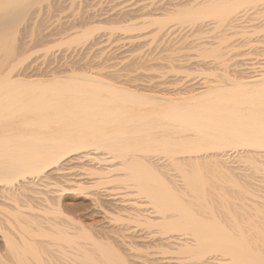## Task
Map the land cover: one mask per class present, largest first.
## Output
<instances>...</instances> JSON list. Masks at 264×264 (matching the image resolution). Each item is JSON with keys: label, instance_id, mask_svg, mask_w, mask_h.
<instances>
[{"label": "bare ground", "instance_id": "obj_1", "mask_svg": "<svg viewBox=\"0 0 264 264\" xmlns=\"http://www.w3.org/2000/svg\"><path fill=\"white\" fill-rule=\"evenodd\" d=\"M63 1L0 0V264H264V0H78L72 24L49 16ZM101 28L149 41L127 65L162 60L163 80L50 68L79 62ZM35 41L64 53L38 66ZM67 190L90 217L117 212L116 237L67 213ZM140 228L161 255L137 263Z\"/></svg>", "mask_w": 264, "mask_h": 264}, {"label": "rangeland", "instance_id": "obj_2", "mask_svg": "<svg viewBox=\"0 0 264 264\" xmlns=\"http://www.w3.org/2000/svg\"><path fill=\"white\" fill-rule=\"evenodd\" d=\"M65 1H66V7L64 8L63 6H65V4L63 5V3H65ZM65 1H63V2H61L60 3V6H61V4H62V6L60 7V8H54L55 9V11H54V9H53V11H51L50 12V14H49V16H51V17H53L54 19H55V17H56V21H57V19L58 18H60L61 19V21L62 22H64V21H71V24L73 23V21H75L77 18L76 17H78L77 16V13L79 14L80 12L82 13L84 10H86V9H88V7L90 6L89 4L90 3H88V6H87V8L86 7H83V6H85V4H83L84 2H82V3H80L78 0H65ZM92 1V0H91ZM93 1H95L93 4H95V5H91V7H92V9H97L96 7H98V9H101V10H109V9H111L112 7H116V4H117V6H119L118 5V3L120 4V5H125V4H133L134 2H135V0H93ZM146 1H148V0H146ZM73 2V3H72ZM75 2V3H74ZM78 3H79V5H78ZM141 3V2H140ZM45 4H46V2H44V4H42L41 6H40V8L39 9H37L38 10V12L40 13L39 15L41 16L42 14H44V12H45ZM82 4V5H81ZM81 5V6H80ZM135 5V4H134ZM71 6V7H70ZM93 6H95V8L93 7ZM62 7L64 8V9H62ZM82 7H83V9H82ZM91 7L89 8V9H91ZM52 9V8H51ZM50 9V10H51ZM62 11H61V10ZM79 9L81 10L80 12H79ZM58 10V11H57ZM60 10V11H59ZM57 11V12H56ZM43 12V13H42ZM58 12H60V14L58 13ZM65 13V14H64ZM59 14V15H58ZM64 15V16H62L61 17V15ZM71 16L70 18H68L69 16ZM54 15V16H53ZM76 15V16H75ZM48 16V20H50L49 22H52V21H54V23L56 22L54 19H52L51 17H49ZM57 16H58V18H57ZM76 18L75 20H73L74 18ZM50 18V19H49ZM63 18V19H62ZM65 18V19H64ZM68 18V19H67ZM69 19H71V20H69ZM52 20V21H51ZM64 23H66V22H64ZM74 24H77L78 25V23H74ZM80 28L78 27L77 29L75 28V30H79ZM105 28H101L99 31H100V33H99V35H98V37H99V39L98 38H96V39H98V40H96V42L95 41H93V43L92 44H94V42H95V44H96V46H95V44H94V46H92L91 44H90V49L91 50H87L88 52H87V56L85 57V56H83L82 57V59L80 60L79 59V62H77V63H70L69 61H71V59L69 58V56L67 57V58H69V59H67V58H64V60H62V56H63V54H62V56L60 57V53L58 52V51H60V52H63L64 50L62 49L61 50V48H63V45H56V46H51V48H49L47 51H46V47H45V45L43 44V43H40V42H36V43H34V46H32V45H30V46H32V54H31V59H34V61H35V63L38 65V66H40V65H42L43 66V62H44V60H46L45 58H44V56L46 55V54H52V55H54V57H56L55 55H56V53H59V54H57V58L56 59H60L59 61L61 62V63H63L62 64V66L64 65V67H62L61 66V64H60V66H59V62L57 61V60H55V62H54V60L53 61H49V62H47V63H49L50 65H51V67H50V65L48 64V66L50 67V68H52L53 66L54 67H57L56 65H58V68H60L61 67V69L63 68V69H65V67L67 66V67H69V65H73L74 64V67L76 68V69H78V70H81V71H87V69L90 67V72L93 70V71H96L97 72V70H99L100 68L101 69H103L102 71H105V72H109L110 70H112L111 72H116L117 74H121V73H123L124 71V74L126 75H128V78L127 79H129V76L131 75V79H133L132 78V76H136L135 77V79L132 81L131 80V82L133 83V84H140V85H143L144 83H146L147 85L148 84H150L151 82V84H152V86L154 85V86H156L157 84H159V80H163V79H161V78H163L162 77V73L160 74L157 70H160V72H162L164 69L161 67L162 66V60H155L154 61V63L155 62H159V63H157L158 64V66H157V64L156 65H153V67L151 68H149L147 71L148 72H146V70L145 69H143V68H145L146 66H142L141 68H140V66L139 65H133V64H128L127 65V63L128 62H131V56H133L134 58H135V55L137 56L141 51H145V50H148V49H150L149 48V46L151 45L150 43H148L149 41H147L146 43L143 41V40H145V39H143L142 37V41H143V43H145V44H143L142 43V41H141V38L137 41L135 38H131L130 37V35H128V34H130V32L129 33H127V35H123V33H121V32H123V31H121V30H115L113 33H112V35L113 36H111L110 35V31L108 30V29H105ZM103 31H106V32H103ZM103 32V33H102ZM97 33H98V31H97ZM96 33V34H97ZM103 34H105V35H103ZM118 34V35H117ZM123 36H122V35ZM124 34H126V33H124ZM132 34V33H131ZM107 36H111L110 38H109V40H108V37ZM116 36V37H115ZM120 36V37H119ZM129 37V38H126V37ZM58 37V35L57 36H52V37H50V39H56ZM96 37H97V35H96ZM115 37V38H114ZM123 37V38H122ZM28 39H29V37H27ZM122 38V39H121ZM146 38V37H145ZM105 39H107V40H105ZM111 40H112V42H111ZM130 40V41H129ZM131 40H133V41H131ZM98 41V42H97ZM99 41H100V43H99ZM140 41V42H139ZM139 42V43H138ZM87 43H89V42H87ZM99 43V44H98ZM150 44L149 46H148V44ZM43 44V45H42ZM52 44H54V42H51V44H48V45H52ZM162 44V43H161ZM87 45H89V44H87ZM107 45V46H106ZM114 45H116V46H114ZM118 45V46H117ZM146 45V46H145ZM100 46V47H99ZM162 46V45H161ZM117 47V48H116ZM151 47V46H150ZM60 49V50H57V49ZM88 48V49H89ZM97 48V49H96ZM103 48V49H102ZM115 49H117L118 51H116ZM159 49V51L158 52H160L161 50L160 49H162L161 47H159L158 48ZM240 49H242V48H240ZM239 49V50H240ZM243 49H244V47H243ZM242 49V50H243ZM98 50H100V51H98ZM102 50H104V51H102ZM106 50V51H105ZM111 51V52H110ZM139 51V52H138ZM188 51V50H187ZM109 52V54L110 55H107V53ZM137 52V53H136ZM188 52H192V51H188ZM53 53H55V54H53ZM64 53V52H63ZM117 53V54H116ZM161 53H162V51H161ZM50 54V55H51ZM112 54L114 55V56H112ZM60 58H59V57ZM251 56H253L252 58H254L255 59V55L254 54H251V55H249V57H251ZM259 57L261 58V56L259 55V56H257L256 55V59L258 58L259 59ZM130 58V59H129ZM134 58H132V60L134 59ZM68 61H66V60ZM43 61V62H42ZM161 61V62H160ZM56 62H57V64H56ZM86 62V63H85ZM126 62V63H125ZM39 63H40V65H39ZM47 63H45V65L47 64ZM53 63H54V65H53ZM67 64V65H66ZM155 66V67H154ZM157 66V67H156ZM255 66H257V64L255 65ZM66 67V68H67ZM112 68V69H111ZM113 68H116V71H115V69L113 70ZM160 68V69H159ZM52 69H55V68H52ZM101 69L99 70V73H102L101 72ZM120 69H121V73H119L120 72ZM123 69H125V70H123ZM127 69V70H126ZM147 69V68H146ZM156 69V70H155ZM119 70V72H117ZM129 70H131V72H129ZM154 72H153V71ZM127 71H128V73H127ZM133 71V72H132ZM152 71V72H151ZM189 71H190V73H189ZM88 72V71H87ZM140 72V73H139ZM144 72V73H143ZM158 72V74H156ZM142 73V74H141ZM147 73V74H146ZM151 73V74H150ZM153 73V74H152ZM187 73L188 74H191V75H189V76H186V78L185 79H187V78H189V79H194L195 77L194 76H196L197 78H198V80H200L201 79V75L199 76V74H200V71L198 72L197 70H195V69H193V70H188L187 71ZM124 74L122 75L123 77H124ZM132 74H134V75H132ZM140 74H141V77L142 76H144V75H146V76H144V77H140V79H142L141 81H140V79H139V76H140ZM150 74V75H149ZM155 74H156V76H155ZM181 74V73H180ZM184 74H186V72L185 73H183V75ZM148 75V76H147ZM155 76V77H153V76ZM151 76V77H150ZM149 77V78H148ZM158 77V78H157ZM191 77V78H190ZM121 78V77H120ZM126 78V77H125ZM124 78V79H125ZM138 78V79H137ZM151 78V79H150ZM196 78V79H197ZM200 78V79H199ZM123 79V78H122ZM146 79V80H145ZM196 79H194V80H196ZM143 80H144V82H143ZM158 80V83L156 84L155 82H153V81H157ZM137 81V82H136ZM130 82V83H131ZM136 82V83H135ZM141 82V83H140ZM143 82V83H142ZM153 83H155V84H153ZM145 84V85H146ZM150 84V85H151ZM161 84V83H160ZM162 86V85H161ZM161 86H159V87H161ZM157 89H158V86L156 87ZM159 89H162V87L161 88H159ZM79 163V162H78ZM77 163V164H78ZM82 163V164H81ZM80 163V165L79 166H76L77 164H75V165H72V167H70V169H69V171L70 172H72L73 174H75V173H77L76 171L78 170V173L80 174V176L81 177H83L82 175V173L81 172H85V166L87 167L88 165H86V164H84L83 162H81ZM83 164H84V166H83ZM81 165L83 166L82 167V169H81ZM74 167H76V168H78V169H74ZM73 169V170H72ZM81 170V172H79ZM77 177H79V176H77ZM77 179H79V178H77ZM81 179V178H80ZM84 179H81V181H83ZM80 180H78V182H81ZM79 190H77V191H73V192H70V191H68L67 190V192H64L63 193V196L61 197V199L63 200V203L65 204V211H67V213H69V214H74V215H78V218H80V220L84 223V224H86V226H90L91 227V229H93L92 230V232H96L97 234L98 233H100L101 231H102V229H100L101 227H103V226H106L107 224H108V227H106L105 228V230H107V228H109L108 230H110V231H105V232H107L108 234H110V232H112L110 235L112 236V235H114L115 236V231L113 232L112 231V229L114 228H112V224H109L108 222H110V223H112V221H110V218H111V215L112 214H115V212H113V211H111L112 212V214H110V213H107V218L106 217H103V216H105V215H103V214H97V215H93V217H90L89 215H87V214H85V211H83V208H85V207H88L89 206V204H90V199L88 198V197H86L85 195H83L84 193L82 192V191H79ZM76 192V193H75ZM67 193V194H66ZM76 204V205H75ZM74 206H75V209H74ZM77 206V207H76ZM67 207V208H66ZM69 207V208H68ZM68 209V210H67ZM81 209V210H80ZM119 212V211H118ZM123 212H125V211H121V212H119V213H123ZM127 213V212H126ZM116 214H118L117 212H116ZM115 214V215H116ZM125 214V213H124ZM123 214V215H124ZM103 215V216H102ZM114 215V216H115ZM110 216V217H109ZM109 218V221L107 220ZM103 219H105V220H103ZM108 221V222H107ZM105 222L107 223V224H105ZM114 222V221H113ZM103 223V224H102ZM97 224V225H96ZM94 225V227L95 228H99L98 230L97 229H95L94 227L92 228V226ZM132 225V224H131ZM98 226V227H97ZM115 229V228H114ZM131 229H134V228H131ZM97 230V231H96ZM100 230V232H98ZM137 231L138 230H140L139 232H136V234H138V236L139 237H141L142 238V235L141 234H143V236L145 237V238H143L144 240V242H137V241H139L140 240V238L139 237H132V243H133V240H135L136 242H137V244L135 245V243H133L134 245H135V247L140 243V245H139V248H138V246L136 247V249L134 248V246H133V248H134V250H132V251H130L131 249H133V248H131V246L130 245H126L127 247H128V249H129V246H130V255L133 253V255L134 256H132L131 255V258L132 257H134V258H132L133 260L134 259H136V261L134 260V262H143V259L140 257V255L142 254V255H144L145 253H147L148 255H149V258H152V256H160L161 254H159V252L157 253L156 251H159L158 250V248H156L157 246H154L156 243L154 242V240H153V238H152V236H154L155 234H153L152 232H149L148 230H146L145 231V229H142L141 230V228L140 229H136ZM148 231V232H147ZM103 232V231H102ZM116 232H118V231H116ZM141 232V233H140ZM140 233V234H139ZM150 233V234H149ZM101 234V233H100ZM110 235H108V237L110 238L111 236ZM148 235V236H147ZM113 236V237H114ZM116 237V236H115ZM134 238V239H133ZM137 238V239H136ZM138 238H139V240H138ZM111 239V238H110ZM128 240H130L129 238H128ZM142 240V239H141ZM145 240H146V242H145ZM108 241V240H107ZM110 241V240H109ZM112 241V240H111ZM110 241V242H111ZM114 241V240H113ZM112 241V242H113ZM144 243H146L147 245H149V246H147L146 247V245H142V244H144ZM155 243V244H154ZM125 245L124 246H122V245H120V247L121 248H123L124 247V249H123V251L124 250H126L127 249V247H126ZM141 246V247H140ZM144 247V248H143ZM138 248V249H137ZM140 248H141V250H140ZM122 250V249H121ZM137 250H138V253H137ZM128 250H126L125 251V253L127 252ZM135 251V252H134ZM128 253V252H127ZM145 255V257H148V255ZM135 255H138L139 257H137V256H135ZM173 255V254H172ZM138 259H137V258ZM144 257V256H143ZM139 259H142V261L141 260H139ZM141 264V263H140Z\"/></svg>", "mask_w": 264, "mask_h": 264}]
</instances>
